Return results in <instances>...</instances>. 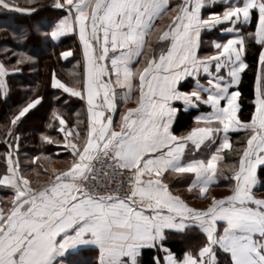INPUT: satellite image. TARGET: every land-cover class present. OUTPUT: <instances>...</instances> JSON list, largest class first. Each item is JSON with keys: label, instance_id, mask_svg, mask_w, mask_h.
<instances>
[{"label": "snow or ice", "instance_id": "snow-or-ice-1", "mask_svg": "<svg viewBox=\"0 0 264 264\" xmlns=\"http://www.w3.org/2000/svg\"><path fill=\"white\" fill-rule=\"evenodd\" d=\"M48 7L58 12L45 24L37 17ZM0 8L34 20L3 49L5 102L10 78L38 63L16 50L29 41L75 34L82 56L71 80L51 70L46 86L66 96L49 106L40 133L43 147L68 152L69 166L38 188L21 166V129L45 107L39 84L0 126V188L12 193L0 197V264H87L82 255L91 264H264V0H0ZM213 30L225 38L205 49ZM250 44L258 50L245 116L239 86ZM59 56L75 58L72 49ZM72 98L83 118L64 110ZM226 156L235 157L227 176ZM41 157L50 163L43 150L32 162ZM221 177L230 192L216 196ZM181 182L195 195L179 194Z\"/></svg>", "mask_w": 264, "mask_h": 264}, {"label": "trees", "instance_id": "trees-1", "mask_svg": "<svg viewBox=\"0 0 264 264\" xmlns=\"http://www.w3.org/2000/svg\"><path fill=\"white\" fill-rule=\"evenodd\" d=\"M21 3H25L26 0H20ZM47 4H51V0H45ZM58 10L52 7H48L43 10L38 19H41L43 23L47 24L49 20H54L56 18ZM168 17H165L160 24L163 26L167 24ZM34 23V20H30L26 16L16 13L13 11L5 10L0 8V59L3 58L4 48H15L14 42V33L25 29L27 26H30ZM225 36L222 35L219 31L213 30L209 34L204 36L205 40V49L208 48L209 42L215 39H224ZM79 41L75 34L68 35L61 39L59 42H42L36 39H33L28 42L27 48L16 49L17 51L25 50L29 54H34L38 56V63L31 68L27 65L24 66V71L22 74H17L10 78V88L8 99L5 102L0 99V126L7 124L8 117L11 115L12 111L16 106L22 102L25 97V88L28 86L34 87L36 84L41 86L40 90L45 94V107L40 109L37 114L29 119L24 127L21 129L22 138L20 145V159L21 166L25 171V174L33 181V184L37 187H40L41 184L49 177L51 173L50 164L53 161L65 164L68 157L70 156L67 151L62 150L59 146H47L43 147L40 143V133L44 130V123L46 122L47 115L49 112V106L57 105V97L63 101L66 94H61L59 90L51 89L47 87L49 81L50 73L52 69H55L58 76L71 80V73L77 70V61L82 60V56L78 53ZM72 49L74 57H69L67 60L62 59L59 56L61 51ZM258 46L254 44L249 45V51L247 55L248 62L251 65V68L247 70V74L244 76L240 87L241 90V104L242 111L245 116L251 111V101L253 100V91L252 83L254 79V72L256 70V64L254 57L257 53ZM83 102L72 98L68 100L67 104L64 105V110L68 112L72 119H75L73 115L75 112H81V118H83ZM195 113L185 114L180 119V127H177V133L184 131V129L191 123L192 115ZM5 129L0 127V141L5 139L4 136ZM234 140H242L243 133L236 135L233 134ZM41 150L51 155V161L45 160L43 157L35 163L32 162V158L35 155H38ZM5 151V144L0 142V154ZM235 157L226 156L225 161L223 162L222 167L225 164L230 163L234 160ZM35 169V170H33ZM47 169V174L45 173ZM3 171V159L0 156V172ZM39 172V175L37 173ZM225 175H229L228 169L224 167ZM229 182L223 177L219 179V182L212 188L211 192L214 194L222 195L227 192H230V188L226 187ZM178 192V191H177ZM179 194L185 196H193L195 193H188L186 190L178 192ZM11 190L7 188H0V197L11 196ZM196 235L193 234L192 243L196 242ZM182 242H177L175 247H183ZM79 260L91 264V261L94 259L93 256H80Z\"/></svg>", "mask_w": 264, "mask_h": 264}, {"label": "crops", "instance_id": "crops-1", "mask_svg": "<svg viewBox=\"0 0 264 264\" xmlns=\"http://www.w3.org/2000/svg\"><path fill=\"white\" fill-rule=\"evenodd\" d=\"M68 35H71V33L70 34H68ZM68 35H66V36H68ZM65 36V37H66ZM77 37V39H78V36H76ZM62 38H64V37H62ZM61 38V39H62ZM79 41V40H78ZM66 51V50H65ZM135 105V101H131V102H129V104L127 105V106H134ZM200 154L198 153L197 154V156H199ZM64 162V161H63ZM59 163V162H57V161H53L51 164H50V170H52V169H63V168H66L67 166H69V164H70V162H71V156H69L68 157V159H67V162L64 164V163ZM223 162L224 161H222V162H219V166L220 167H222V165H223ZM49 180V177L44 181V182H47ZM219 182V180L217 181V183ZM216 183V184H217ZM32 187H37V186H35L34 184H32L31 185ZM215 186V185H214ZM213 186V187H214ZM212 187V188H213ZM38 188V187H37ZM186 188H187V184L185 183V182H181V183H179V184H177L176 185V190L178 191V192H181V191H184V190H186ZM212 188L210 189V191L212 190ZM227 193H229V192H227ZM227 193H225V194H227ZM212 194H214V193H212ZM214 195H216V196H221V194L220 195H218V194H214ZM222 195H224V194H222ZM208 201L207 200H204V201H201V200H196V199H191L190 200V203H192V204H194V205H202V204H206Z\"/></svg>", "mask_w": 264, "mask_h": 264}]
</instances>
